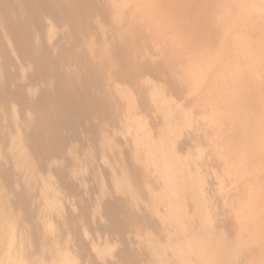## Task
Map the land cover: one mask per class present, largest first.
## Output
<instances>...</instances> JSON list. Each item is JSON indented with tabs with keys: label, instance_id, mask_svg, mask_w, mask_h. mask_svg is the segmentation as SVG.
Returning a JSON list of instances; mask_svg holds the SVG:
<instances>
[{
	"label": "bare ground",
	"instance_id": "1",
	"mask_svg": "<svg viewBox=\"0 0 264 264\" xmlns=\"http://www.w3.org/2000/svg\"><path fill=\"white\" fill-rule=\"evenodd\" d=\"M122 6L121 13L116 9L103 12L105 19L107 18L111 25L108 34L109 43L98 47L91 37L92 7L84 0H0V107L17 110L6 125L8 129L22 125L23 132L21 138H18L19 149L14 156L13 165L4 166L0 173V264H26L24 256L29 251H24L19 258L15 257L11 242L7 256L3 257L2 254L7 237L12 232V226H17L21 222L26 223L36 214L39 215L40 211L34 208L40 207L36 206L37 194L40 190L45 191L43 188L47 186H41L40 178L42 177L39 178V173L41 168L52 167V162H57L56 167L53 166L54 168L51 169L58 183L71 189L79 182L82 185L81 176L73 180L74 176L81 171L80 167L83 166L90 171L89 188L99 194L96 209L103 219L102 223L98 224L99 229L119 235V238H126L125 243L120 245L122 247L115 249L117 251L110 254V250H107L112 260L106 259L104 264H137L140 257H149L151 250L155 253L151 261H148L151 264H264V239L250 232L247 224L248 206H239L235 202L231 190L234 177L227 173L229 183L222 182L223 185L221 183L215 185V182H212L215 186L211 181L205 180L209 183L208 185H211V188L208 187L195 168L193 159H189L191 155L185 160L181 158L183 153L179 151L182 154L181 157L177 154L178 144L174 145L176 141L173 142V136H171V129H173L171 122L163 127V131L161 127L160 133L157 131L160 129L157 125L158 135H154L155 129L151 130L150 135V132L145 131L147 128L143 129L146 127L143 123L145 120L142 121L143 117L139 121V118L136 120L135 116L132 117L133 114L129 116L135 107L132 99L124 95L125 104L119 103L118 98H122V93L110 85L109 75L120 71L132 75L137 69V64H134L136 62L131 58L133 56H131L129 41L132 35L128 37L129 39L119 35V29L125 24L128 25L131 19H135L134 6H132V0ZM45 16L66 26L65 31L57 32L56 37H52L55 38L52 44H49L50 42L44 44V41L36 36V33L42 31L41 20ZM3 33H6V38L2 35ZM134 35L137 34L134 32ZM131 39L133 44V37ZM12 51L18 52L30 62L33 78L37 81V90L33 97L27 96L24 83H21L13 69ZM136 53L138 55V52ZM135 58L137 61L141 60L138 57ZM166 95L164 91L160 94V102L163 101V96L168 99ZM153 99H155L154 95ZM164 101H166L165 98ZM28 106L34 109L33 113L27 119H23L22 123L18 122L20 120L18 114ZM117 111L128 114L126 116L130 122L125 121L129 130L132 129L135 132L130 126L138 129V132H135L138 133L137 137H134L133 132L131 133V136L135 138L134 142H130L132 137L129 141L133 145V148L129 147L132 150L131 157L137 164L136 169L131 165L124 163L122 165V162L116 165L117 162L114 161L123 159L122 153H125L122 152L123 150L122 153L117 152L114 148L115 143L119 141L115 142L113 137L115 133L112 131ZM150 124V127L147 126L148 129L152 128ZM127 126L124 124L122 127L128 130ZM123 128L120 133L126 135ZM232 131L236 133L235 129ZM130 132H127L129 137ZM1 137H4V125L0 118ZM242 137H246L245 134ZM236 141L235 144H239L237 139ZM87 143L92 150L87 147L90 150L87 151L85 148ZM125 143L127 144V141ZM235 144L233 143L234 146ZM236 147L237 145L234 148ZM236 149V152L234 149L232 152L240 163V174L245 170L248 173L258 169L254 148L244 144ZM111 157L115 159L112 158L111 161ZM100 159H103L104 163L108 160L106 167L112 168L108 169L110 172L113 170L112 175L107 168H100L101 166L96 168V162ZM69 174L74 175L72 179L68 176ZM83 178L82 180H85V177ZM112 178L115 186L111 185ZM216 186H219V192L216 188L218 194L215 197L217 199L219 195L221 197L213 203H217L216 205L221 209L218 212L217 208L213 209L214 212L210 209V212V206L213 208L212 205H214L211 202L215 199L208 200L207 194L212 189L215 195L217 192L212 187ZM204 187L206 190L208 187V193L205 192ZM47 188L49 190L51 186ZM9 190L13 191L12 196L7 198ZM213 194H208V197L214 198ZM261 195L264 199V192ZM208 202L211 203L210 206L208 205L209 208ZM141 205H145L144 209L147 205L153 206L154 217L150 215L153 214L152 212L150 216L140 213ZM91 206L86 201L81 203L76 213L66 214V217L58 219L60 224L55 225L54 223L57 224V222H53L48 229L46 227L43 229L36 224L39 226L33 227L35 229L31 233L32 242L39 241L41 236H45L43 241L50 243L58 236L61 237L63 229L71 232L72 236L79 240V229L82 225L92 228L87 221ZM57 208L55 207V210ZM138 208L140 211L136 210ZM155 209L159 214L158 219L155 218L157 215ZM42 210L43 208L41 212ZM41 212L40 215H44ZM222 213L223 217L226 216L222 217L223 221L233 216L234 220H231L235 222L232 224H235L233 226H236L238 234H235L233 229L231 233L234 235H231L228 232L229 229L226 230L221 226L223 221L219 219V216ZM226 220L225 222H228ZM232 221L229 220V222ZM45 224H48V221ZM151 227L156 229L159 238L156 240L154 238V241L150 239L151 243H148L149 239L144 243L141 242L142 245L138 249L131 247L133 244L128 242V235L133 232L141 233L144 229ZM54 237L56 238L53 239ZM56 249L61 250L59 247ZM58 250L57 253L60 252ZM63 253L65 252L62 251L60 254L64 255ZM66 256L65 253L63 259L60 257V264H72L73 260Z\"/></svg>",
	"mask_w": 264,
	"mask_h": 264
},
{
	"label": "rangeland",
	"instance_id": "2",
	"mask_svg": "<svg viewBox=\"0 0 264 264\" xmlns=\"http://www.w3.org/2000/svg\"><path fill=\"white\" fill-rule=\"evenodd\" d=\"M84 1L92 7L91 37L93 42L98 47H103V45L109 43L108 34L111 27L103 12L116 9L121 13L122 5L129 0H125L126 2L124 0ZM132 6H134L133 15L136 22L134 18V20L131 19L132 22L128 21V25L125 24L119 29V35L123 38H130L132 35L131 38L133 37L134 43L131 44V38L129 41L131 56H133L131 58L132 61L136 62L133 63L137 64L136 66L139 70L135 68L136 72L132 73V75L124 71L109 75L110 85L122 93V98H118L119 103L125 104L124 95L132 99L135 107L129 116L133 114L132 117L135 116L136 120L139 118V121L141 117H143V119L141 118L142 121L148 120L149 122H143L146 126L143 129L147 128L145 131L150 132V135L151 130L155 129L153 132L157 136V133L161 131V127L163 131V127L171 122L173 124L171 136H173V142L174 140L176 141L174 145L178 144L177 154H180L181 157V153H183L181 158L185 160L191 155V158H188L190 160L193 159L196 164L195 168L204 182L205 180L211 181V183L215 182V185L218 183L222 184V182L229 183L227 173H230L234 177L231 190L235 197V202L239 206H248L249 219H247V224L250 232L264 239V199L261 195L264 192V0H132ZM41 22L42 31L40 32L43 36L39 34V31L36 36H39L40 40L44 41V44L47 42L52 44L55 41V38L53 39L52 37H56L57 32L66 30L65 25L54 22L48 16L43 17ZM134 32L137 34L136 36ZM2 35L5 37L6 33ZM138 37L141 38V42L137 39ZM141 46H143V49ZM137 47L139 48L136 50ZM134 52H138V55ZM139 55L141 56L139 57ZM11 57L13 69L22 81L21 83H24L27 96L33 97L37 90V81L33 78L30 62L16 51H12ZM135 57L141 59L142 62L141 60L137 61ZM140 63H142V66H140ZM163 91L167 93L168 99L164 97V93L163 101L160 102V94ZM153 95L155 99H153ZM164 98L166 101H164ZM16 111V109H2L0 107V118L4 125V137L0 138V173L4 166L13 165L14 156L19 149L18 138H21L23 133L22 125L19 124L21 127L9 129L6 125V122L8 123ZM33 111L34 109L31 106L22 109L20 114H18L20 116L18 122L22 123V120L30 117ZM126 115H128L126 112L117 111L115 121L112 124L115 142L119 140L122 143L120 145L119 141V144L116 142L114 148H116L117 152L122 150V152H125H121L124 155L123 159L114 161L117 162H115L116 165H118V162H122V165L124 163L136 169L137 164L131 157L132 150L130 148H133L131 143L135 139L131 136V133L133 132L135 134L134 137H137L138 133L135 132H138V129L130 126L135 130L134 132L130 129V132L129 126H127L125 121H129ZM129 122L128 124H130ZM124 124L128 127V130L122 127ZM149 124L152 127L151 129H148L150 127ZM157 125L160 127V129L157 127L159 129L157 130L158 132L156 131ZM122 128L123 132L126 131V135L120 133ZM234 129L236 133L232 131ZM128 131L130 132V137L127 136L129 135L127 134ZM228 131L229 133H227ZM244 134L246 137L243 138ZM131 137L132 140L130 141ZM234 138L238 140L240 145L235 144L237 141ZM245 138L249 140V143H247L248 140ZM126 141L127 144L125 143ZM233 143L235 146L237 145L236 148L244 144L254 148L258 160L256 165L259 166L258 169H252L253 171H248V173H246V170L241 174L239 173L241 167L238 159L234 156L235 153L233 154L232 152L233 149L235 150L234 152L237 150L234 148ZM88 145V143L85 145L86 149L89 147ZM119 145L120 148L118 147ZM89 149L92 150L91 146ZM118 149L120 150L118 151ZM90 150L87 149V151ZM112 158L111 161L115 159ZM100 160L96 162V168L101 166L100 168L106 169L108 160L105 163L103 159ZM52 163V167L57 165V162ZM112 166L114 167V165ZM52 167H48L49 170L41 168L39 173V178L42 177L40 178L41 186H47L43 188L45 191H38L36 206L39 205L40 207L34 208L40 212L41 208L46 210L41 212L44 215L41 216L40 212H38L40 216L36 214L35 217H39L36 218L37 220L34 217L26 223L21 222L17 226H12V232L7 237L6 247L2 254L3 257L7 256L11 242V249L15 257L19 258L22 253L24 254V251H29L24 256L26 264H60V260L63 259V256L65 257V253L73 260L72 264H104L106 259L108 261L112 260L111 252L121 248L122 246L120 247V245L125 243L126 238H119V235L99 229L98 224H101L103 219L98 209H96L98 207L99 194L89 188L90 176L88 174L90 171L82 166L79 168L81 171H79L78 175L71 176L69 174L68 176H71V179L74 176L73 180H75V177H82H80L82 185L78 181L79 184H76L71 189L58 183L57 177L52 173L54 168ZM206 171H208L207 174H210L207 175ZM109 173L112 175L113 170L109 171ZM83 177H85V180H82L84 179ZM205 183H207L206 185L209 184L208 182ZM48 185L51 186L49 190H47V187H50ZM111 185H116L113 178L111 179ZM212 185L215 186L214 183ZM209 186L211 188V185ZM218 187L212 188H215V192H217L216 188L218 190ZM204 190L206 193L209 192L206 187H204ZM9 191L8 195L6 194L7 198L12 196L13 191ZM211 191L212 193H210ZM211 191L208 194L214 193L212 189ZM218 192L215 195L213 194L214 198L212 199L207 194L208 200L212 201L215 199V201L209 202L218 201L219 197H221L220 195L218 199L215 197ZM53 200H55V203L57 202V205L53 204ZM85 201L92 205L90 207V216L87 220L92 228L82 225L79 229V240L75 239L71 232L63 229L60 234L61 237L58 236V238L56 236L58 238L57 242V238L54 237L53 239L56 238L55 240L47 243L43 241L45 236H41L39 241L32 242L31 233L35 229L33 227L40 225L43 229L45 227L48 229L53 222H57V224H54L58 225L60 224L59 218L66 217V214L71 215L69 213L74 214L81 203ZM209 202L207 206H210L211 203L209 204ZM213 204V208L208 206L209 210L213 211L214 208H217L218 212L221 207L219 206L218 208L217 203ZM54 205L58 207L56 209L57 212ZM141 206L139 207L141 211L139 208L136 210L154 217L153 206L147 205L145 209V205ZM143 209L151 210L144 211ZM154 211L155 214L157 213L155 215V218H157L159 215L158 211L156 209ZM151 212L153 214H150ZM222 217L223 213L219 216L221 221H223ZM225 217L224 215L223 218ZM232 218L233 216H230L229 219L226 218L228 222H225L226 219L220 222L221 226L225 227L226 230L229 229L228 232L234 235V233H231L233 229L235 234H238L239 231H237L236 226H233L235 224L232 223L235 221H232L234 220ZM229 220L232 222H229ZM44 221H48V224H45L46 222ZM31 222L32 224L34 222V224L32 225ZM155 230L154 227H151L144 229L141 233H130L128 242L133 244L131 247L138 249L148 239V243H151L154 238L155 240L159 238V234ZM58 247L61 250H55ZM57 250L60 252L57 253ZM107 250H110V254H107ZM62 251L65 252L63 253L64 255L60 254ZM102 251H105L107 255L105 252L102 253ZM151 253H153L152 250L149 252V257H140L137 264H151L149 262L155 256V253L152 254L153 256Z\"/></svg>",
	"mask_w": 264,
	"mask_h": 264
}]
</instances>
